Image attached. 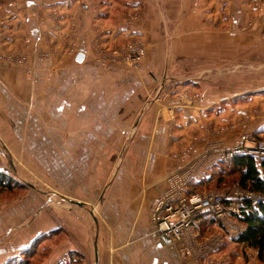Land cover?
Segmentation results:
<instances>
[{
    "label": "rangeland",
    "instance_id": "obj_1",
    "mask_svg": "<svg viewBox=\"0 0 264 264\" xmlns=\"http://www.w3.org/2000/svg\"><path fill=\"white\" fill-rule=\"evenodd\" d=\"M126 1H131L132 5L120 7L124 2L116 0L121 10L115 16L120 15V23L132 30L129 29L125 40L121 41L102 44L96 38L91 49L95 52H92L91 62L101 69L120 67L136 71L141 65L146 66L142 74L149 81L144 85L146 96L141 110L140 103L135 107L129 140L137 137L140 128L150 130L152 135L156 120L159 126L163 121L168 138L172 136L178 123L179 110L198 106L203 90L213 88L235 93L264 86V0H248L249 4L246 5L223 3L225 0ZM105 20L104 24L111 25L112 18ZM137 29L144 32L142 36L135 31ZM2 33L1 38L4 37ZM96 44L101 49H97ZM130 50H137L141 56L134 54L130 61L124 62L123 55H131ZM12 52H0V62L4 68L13 70L27 64L26 54ZM48 57L50 54L47 51L39 52V60ZM225 59L227 61H223ZM31 72L29 68L27 73ZM191 80L196 81V85L190 83ZM138 87L140 89L141 85ZM135 93H138L136 86ZM248 98L220 102L217 107L226 110L215 108V117L232 107L229 114L235 117L231 123L208 122L213 125H207L200 135L190 133L189 142L167 156L180 163L184 171L194 166L191 155L199 142L217 148L210 151L214 158L233 149L245 138H251L245 142L249 146L255 141L264 142V133L255 136L244 131L250 124H259L254 123L258 117L264 120V99L260 104L258 101L249 102ZM236 100L239 104H246L242 115L234 111V106L238 104ZM5 104L10 108L0 107V173L6 176L13 188H0V249L8 246L9 251H15L22 244L29 245L38 230L57 226L55 232L39 236L34 247L27 251L28 255L24 251L18 253L19 264H43L49 258L52 246L67 235L68 231L63 229V219L68 218L69 214L76 216L77 208H86L92 219H98L106 200L112 198L109 194L112 181L114 183L119 174H123L126 157L131 150L118 149L117 164L102 166V179L90 185L87 182L93 179V175L85 174L83 170L80 172L79 167L82 166L70 160L77 156L78 151L61 147L62 101L54 102L57 109L52 111L48 110L49 102L37 104V108H34L38 110L36 117L15 115L18 110L14 102ZM234 129L240 130L239 136L231 139L229 148L221 147L222 138L227 135L225 133ZM110 152L116 151L101 150L102 156H110ZM204 152L205 158L209 152ZM213 159L208 157L206 160L212 163ZM205 164L202 162L198 166ZM224 167L229 169L227 164ZM176 172H179L178 169L168 176ZM195 191L196 194L212 191L231 193L242 192V189L237 174L216 173ZM208 216L217 221L214 226L208 227L204 222L200 226L198 248L194 252L202 250V255L199 256L201 259L195 261L197 264H264L258 259L256 249L230 239L235 223L244 228L243 232L245 230L236 216L229 217V222L228 219L218 220L212 215ZM203 221H206V217ZM211 244L219 245L220 250L217 253L208 250ZM1 256L0 260H3L5 256Z\"/></svg>",
    "mask_w": 264,
    "mask_h": 264
},
{
    "label": "crops",
    "instance_id": "obj_2",
    "mask_svg": "<svg viewBox=\"0 0 264 264\" xmlns=\"http://www.w3.org/2000/svg\"><path fill=\"white\" fill-rule=\"evenodd\" d=\"M119 1L124 2L120 7L132 5L131 1ZM223 3L249 4L248 0ZM119 10L116 0H0V32L4 34L3 38L0 36V52H23L27 56V64L13 70L4 68L0 62V107L10 108L5 102H14L18 110L15 115L36 117L37 104L49 102L48 110L52 111L57 109L54 102L62 101L61 147L78 151L70 160L82 166L80 172L93 175L87 182L90 185L102 179V166L117 164L118 149L131 150L123 174L112 181L109 189L112 198L106 200L98 219H92L86 208H77L76 216L69 214L63 219L67 235L52 246L43 264H197V256L182 255V245L157 235L150 221V204L166 191L167 176L183 168L167 154L184 147L190 133L200 135L207 125H213L208 122L231 123L235 117L229 114L232 107L215 117L220 102L250 97L249 102L261 104L264 86L235 93L213 88L203 90L198 106L179 110L172 136L168 138L164 122L159 126L156 120L152 135L150 130L140 128L137 137L129 140L135 107L140 103L141 110L146 96L144 85L149 81L142 75L146 66L143 64L136 71L120 67L101 69L91 62L96 38L104 44L125 40L129 33V26L120 23V15L115 16ZM107 18H112L109 26L104 24ZM135 31L139 36L144 33ZM27 39L29 44L25 45ZM96 48L101 49L97 44ZM42 51L50 54L43 61L38 59ZM80 53L84 55L82 62L77 61ZM236 102L234 111L242 115L246 104ZM258 118L254 123L259 124H250L244 131L255 136L263 134L264 120ZM239 133L240 130H228L221 147L229 148L231 139ZM203 144L199 142L191 155L197 175L192 183L210 179L216 166L206 159L205 166H198L204 162V151L217 149ZM102 149L116 152L102 156ZM57 229L54 226L38 230L29 245L22 244L15 251H9L8 246L0 249V256H5L0 264H14L19 259L18 253L34 247L42 234Z\"/></svg>",
    "mask_w": 264,
    "mask_h": 264
},
{
    "label": "built area",
    "instance_id": "obj_3",
    "mask_svg": "<svg viewBox=\"0 0 264 264\" xmlns=\"http://www.w3.org/2000/svg\"><path fill=\"white\" fill-rule=\"evenodd\" d=\"M26 41L29 42L28 39ZM129 52L131 55H123L124 62L130 61L134 54H137L138 57L141 56L137 50H130ZM98 63L100 62L98 61ZM250 139H243L233 149L220 153L215 158L209 152L207 153L208 156H205L204 162L206 163L205 159L208 157L210 159L214 158L212 163H215V165L224 163L231 169L233 159L241 154L247 155L257 162H264V142L255 141L251 146L246 145V140ZM196 177L195 165L168 176L166 179V191L151 203L150 220L156 234L177 243L179 242L182 245V251L185 256H190V254L194 253L197 256V260H199L201 259L199 256L202 255V250L197 253L194 250L198 248L200 226L203 223L204 214L212 215L218 220L240 216L245 200H251L252 204L256 206L264 202V196L244 190H242L243 193L237 191H232L231 193L212 191L204 194H190L189 187ZM243 229L235 223L230 239L237 240ZM208 250L217 253L220 247L219 245L211 244L208 246Z\"/></svg>",
    "mask_w": 264,
    "mask_h": 264
},
{
    "label": "trees",
    "instance_id": "obj_4",
    "mask_svg": "<svg viewBox=\"0 0 264 264\" xmlns=\"http://www.w3.org/2000/svg\"><path fill=\"white\" fill-rule=\"evenodd\" d=\"M224 165L223 163L217 164L211 178L207 181L211 180L216 173L219 175L237 174L242 190L264 196V162H257L247 155L241 154L233 159L231 169H226ZM203 183L205 181L192 183L189 193L194 194L196 188ZM0 188H13V185L8 182L6 176L1 173ZM241 209V215L236 216V218L244 225L245 230L236 242L245 247L256 249L258 251V259L264 263V202L254 206L252 201L247 199L244 201ZM205 217L206 221H203V224H207L208 227L216 224L217 220L209 218L208 214H204V219ZM208 218L209 220H207ZM27 251L24 252L25 255L29 254ZM19 262L21 260H16L14 264H19Z\"/></svg>",
    "mask_w": 264,
    "mask_h": 264
},
{
    "label": "water",
    "instance_id": "obj_5",
    "mask_svg": "<svg viewBox=\"0 0 264 264\" xmlns=\"http://www.w3.org/2000/svg\"><path fill=\"white\" fill-rule=\"evenodd\" d=\"M83 59H84V55H83L82 53L78 54V56H77V61H78V62H82ZM71 202H73V201H71ZM73 203L79 205V203H77V202H73Z\"/></svg>",
    "mask_w": 264,
    "mask_h": 264
}]
</instances>
